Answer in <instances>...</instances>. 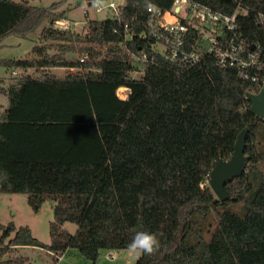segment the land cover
<instances>
[{"label":"trees","instance_id":"trees-1","mask_svg":"<svg viewBox=\"0 0 264 264\" xmlns=\"http://www.w3.org/2000/svg\"><path fill=\"white\" fill-rule=\"evenodd\" d=\"M193 1L226 14L236 6L235 0ZM173 3L124 0L122 20L139 34L150 5L168 11ZM245 3L264 12V0ZM56 7L0 0V45L44 22L42 37L58 42L52 56L42 46L36 57L0 60V67L28 71L16 87L0 86L9 103L0 121V193L26 194L34 212L54 204L49 244L29 227L0 223V264H27L10 258L26 247L54 255L76 249L96 264L102 250H127L138 231L155 233L160 248L136 264H264V171L251 175L264 164L257 147L264 120L250 110L248 84L217 68L212 56L191 67L158 55L134 79L124 36L113 33L121 22L91 21L90 33L80 36L53 27L64 18ZM82 43L89 47L77 46ZM126 45L136 53L151 48L137 36ZM79 48L91 53L84 64L66 58ZM120 88L130 91L128 99L119 98ZM242 134L250 162L226 187L233 199L222 203L209 185L211 172L218 159L231 158ZM239 202L243 209L233 211ZM66 223L76 224V233Z\"/></svg>","mask_w":264,"mask_h":264},{"label":"built area","instance_id":"built-area-1","mask_svg":"<svg viewBox=\"0 0 264 264\" xmlns=\"http://www.w3.org/2000/svg\"><path fill=\"white\" fill-rule=\"evenodd\" d=\"M235 2V9L230 14L193 0H174L173 7L168 11L149 6L146 29L139 34L132 31L130 22L122 20L123 4L110 2L98 9L93 7L92 0L89 3L97 13L106 12L108 19L122 23L120 28L114 27L113 33L124 36L122 44L135 61L133 74L143 76L147 66L158 55L170 62L182 61L191 67L206 56H212L217 68L234 72L248 84L249 99V95L259 94L264 87V12L245 3L246 0ZM86 13L88 11L85 10ZM134 36L150 42V52L142 47L138 53L128 49L126 44L132 42ZM90 58L91 53L86 51L80 55L79 62L84 64ZM21 72L13 71V74ZM128 97L119 96L123 100ZM54 256L59 260L63 257Z\"/></svg>","mask_w":264,"mask_h":264},{"label":"rangeland","instance_id":"rangeland-1","mask_svg":"<svg viewBox=\"0 0 264 264\" xmlns=\"http://www.w3.org/2000/svg\"><path fill=\"white\" fill-rule=\"evenodd\" d=\"M16 2H27L33 8L47 9L53 5H58L53 12L54 14H62L64 18H60L53 24V27L58 30H68L80 36H87L90 33L91 21L107 20L108 14L106 12L97 13L92 6H89L91 0H15ZM110 2H117L124 4V0H104V4L108 5ZM60 4V5H59ZM85 10L88 13L85 14ZM57 22H63L58 24ZM49 23H43L35 32L29 34L27 37L21 35H10L5 37L0 46V60L2 59H25L36 57L38 54L34 52L36 47L46 46L49 55L58 53V42L51 41L42 37L44 27ZM89 47L88 44H78ZM81 55L80 48L75 53L66 54L68 60H79ZM64 70V69H62ZM10 68L0 67V79L16 76L17 79L21 77L23 72L17 75L13 74ZM65 71L56 70V73L63 75ZM142 74H132V78H140ZM10 87V86H9ZM8 87V88H9ZM121 98H126L129 95L128 90H118ZM6 102V99L0 98V105ZM263 128V127H262ZM258 150L264 149V142L257 145ZM259 169L252 172V176L257 178L260 176L258 171H264V164H258ZM248 200V197H245ZM245 200V201H246ZM245 202H239L236 205H231L233 211H241ZM217 214H211L209 221L212 228L216 226ZM54 220L53 203L47 201L38 212H34L28 204V196L26 194H1L0 193V223L7 226L13 223L17 228L29 227L32 230L33 236L41 243H50V223ZM70 233L74 234L78 230V226L73 223H66L64 226ZM1 237V233H0ZM10 258L24 257L28 259L27 264H92L86 260L76 249H70L66 252L62 259L56 262L57 258L47 251H42L39 248H18L10 254ZM113 256V257H112ZM134 255L129 254L127 250H102L96 264H136L140 259Z\"/></svg>","mask_w":264,"mask_h":264},{"label":"water","instance_id":"water-1","mask_svg":"<svg viewBox=\"0 0 264 264\" xmlns=\"http://www.w3.org/2000/svg\"><path fill=\"white\" fill-rule=\"evenodd\" d=\"M89 6H91L90 3ZM249 99L251 101L250 110L259 118L264 119V87L259 94L249 95ZM245 151L246 143L242 134L237 141L231 158L229 160L218 159L211 172L209 185L216 198L222 203L233 199L226 187L233 183L235 179L242 177L247 171L250 158Z\"/></svg>","mask_w":264,"mask_h":264},{"label":"clouds","instance_id":"clouds-1","mask_svg":"<svg viewBox=\"0 0 264 264\" xmlns=\"http://www.w3.org/2000/svg\"><path fill=\"white\" fill-rule=\"evenodd\" d=\"M93 7L98 9L105 6L104 0H92ZM154 7V5H150ZM160 248V240L155 233L138 231L127 245L129 254L139 257L140 255H154Z\"/></svg>","mask_w":264,"mask_h":264},{"label":"crops","instance_id":"crops-1","mask_svg":"<svg viewBox=\"0 0 264 264\" xmlns=\"http://www.w3.org/2000/svg\"><path fill=\"white\" fill-rule=\"evenodd\" d=\"M1 46V45H0ZM61 71H65L66 69L62 70V69H58ZM28 71H26L25 73H27ZM20 78V77H19ZM19 78L17 79L16 76L13 77H8V80H5V78L0 79V86L4 89H9L10 87H16L19 81ZM10 86V87H9ZM9 87V88H8ZM5 98L6 102H4L3 104L0 105V121H1V115L3 114V112L8 108V98L4 93H0V98ZM54 205V204H53ZM42 250V249H41ZM44 251V250H42ZM69 251V250H68ZM67 251V252H68ZM65 254V253H64ZM63 254V255H64Z\"/></svg>","mask_w":264,"mask_h":264}]
</instances>
